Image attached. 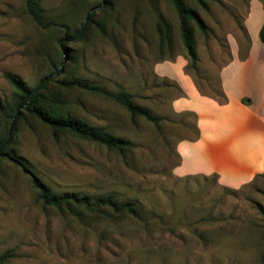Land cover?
<instances>
[{"label": "rangeland", "instance_id": "rangeland-1", "mask_svg": "<svg viewBox=\"0 0 264 264\" xmlns=\"http://www.w3.org/2000/svg\"><path fill=\"white\" fill-rule=\"evenodd\" d=\"M253 1L205 0L204 7L186 0L205 25L191 21L193 62L170 0H41L53 23L46 30L26 12L24 0H0L2 100L11 103L15 93L7 73L30 87L55 76L62 40L85 27L84 36L67 42L66 75L129 92L160 118L133 119L101 95L68 93L66 108L74 115L133 143L126 160L75 136L57 140L30 116L20 119L9 156L0 158V257L10 255L3 264H264V177L229 187L217 174L179 176L178 144L196 138L195 119L175 113L172 103L182 92L156 71L183 57L199 90L219 99V72L233 48L239 46L240 58L248 54L245 21ZM8 128L0 118V133ZM10 157L58 193L135 202L140 218L109 208L74 215L45 207L32 176Z\"/></svg>", "mask_w": 264, "mask_h": 264}, {"label": "crops", "instance_id": "crops-1", "mask_svg": "<svg viewBox=\"0 0 264 264\" xmlns=\"http://www.w3.org/2000/svg\"><path fill=\"white\" fill-rule=\"evenodd\" d=\"M263 25L264 3L255 0L245 21L248 54L240 58L239 46L234 47L232 59L219 72L225 104L200 92L183 57L157 66V74L173 80L182 92L173 100V110L194 117L198 132L178 144L179 176L217 174L221 184L239 187L264 173Z\"/></svg>", "mask_w": 264, "mask_h": 264}, {"label": "trees", "instance_id": "trees-1", "mask_svg": "<svg viewBox=\"0 0 264 264\" xmlns=\"http://www.w3.org/2000/svg\"><path fill=\"white\" fill-rule=\"evenodd\" d=\"M196 1L202 6H206L205 0ZM170 2L179 16L182 38L188 55L195 62L197 56L194 47L191 21H195L202 29H205V25L198 13L186 4V0H170ZM24 3L26 12L38 27L46 30L53 26V23L45 18L41 0H24ZM166 30L168 35L169 29L167 26ZM85 31L86 28L84 27L76 31L72 36H68L62 40L64 54L61 66L56 68L57 73L55 76L44 79L37 87L26 85L14 74L7 73L5 75L6 79L14 88L15 93L11 103H7L0 97V118L7 121L9 125L8 133H0V158L9 156L8 150L11 147V134L16 131L17 122L24 116H30L49 128L53 137L57 140L63 135L75 136L82 140L99 143L109 150L118 153L126 160L128 150L134 146L131 141L114 136L104 127L91 125L66 108L69 103L68 93L73 90L101 95L124 107L133 119L143 117L154 123L160 121V118L154 116L149 108L138 104L135 101V96L129 92H112L88 81L75 78L71 79L66 75L65 64L69 60L67 42L80 39L84 36ZM160 31L162 32L161 27ZM260 39L264 44V25L260 32ZM200 92L202 93V91ZM202 94L205 95L204 93ZM220 95L221 97L217 99L218 102L225 104L227 98L222 88ZM10 159L18 167H21L24 172L32 176L33 185L38 192L37 200L42 202L45 207H54L62 211L66 210L74 215L78 214L79 209L94 214L100 213L105 208H109L117 214L125 213L132 217L140 218V212L135 202H119L113 195L104 196L96 201H92L88 196H81L78 193H58L35 176L25 163L13 157H10ZM258 177H264V173L256 176V178ZM259 210L264 215V209L259 207ZM9 256L8 253L2 255L0 257V264L5 263Z\"/></svg>", "mask_w": 264, "mask_h": 264}]
</instances>
